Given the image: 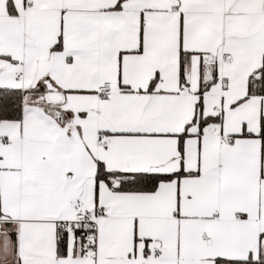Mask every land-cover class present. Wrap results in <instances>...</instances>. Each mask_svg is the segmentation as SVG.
Returning <instances> with one entry per match:
<instances>
[{"label": "snow or ice", "instance_id": "1", "mask_svg": "<svg viewBox=\"0 0 264 264\" xmlns=\"http://www.w3.org/2000/svg\"><path fill=\"white\" fill-rule=\"evenodd\" d=\"M0 264H264V0H0Z\"/></svg>", "mask_w": 264, "mask_h": 264}]
</instances>
